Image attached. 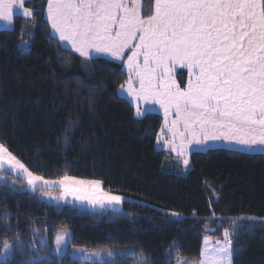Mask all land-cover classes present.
Instances as JSON below:
<instances>
[{"label":"trees","instance_id":"1","mask_svg":"<svg viewBox=\"0 0 264 264\" xmlns=\"http://www.w3.org/2000/svg\"><path fill=\"white\" fill-rule=\"evenodd\" d=\"M45 3L29 0L31 23L14 17L13 30L0 31V142L45 179L65 173L98 179L124 201L119 212L53 205L1 175L0 242L34 246L15 251L11 264L38 254L47 264H81L71 259V248L133 251L102 264H136L141 254L150 264L198 261L205 237L222 240L224 228L239 232L234 264H264V219H237L264 218V155L193 153L182 175L156 147L161 117L137 120L118 96L126 78L122 66L93 59L85 72L83 61L50 35ZM23 43L27 50L20 49ZM69 126L73 131L66 133ZM61 231L71 239L57 257L52 248Z\"/></svg>","mask_w":264,"mask_h":264},{"label":"snow or ice","instance_id":"2","mask_svg":"<svg viewBox=\"0 0 264 264\" xmlns=\"http://www.w3.org/2000/svg\"><path fill=\"white\" fill-rule=\"evenodd\" d=\"M27 2L0 0V21L11 25L17 11L32 17L34 10L25 7ZM46 18L59 40L71 44L81 57L91 59L100 53L123 61L128 79L119 90L137 102L160 105L164 126L173 137L168 143L183 157L185 168L190 163L188 145L208 147L219 141L249 151L264 146V0H147V6L145 0H46ZM177 69L187 70L184 86L177 81ZM136 114L140 115L139 107ZM170 115L175 118L169 126ZM72 131V126L65 129ZM177 137L179 145L174 143ZM64 139L68 141L67 134ZM7 171L26 181L33 192L47 188L45 194L56 200L72 196L101 207L124 200L104 191L98 179L67 173L45 179L0 142V173ZM53 188H58V196H51ZM67 235L57 234L53 252L62 251ZM238 235L235 229L224 228L223 239L211 250L206 236L199 264H234ZM38 242L45 245L43 238ZM25 246L31 242L5 239L0 253L5 264H11L8 257ZM20 264H47V256L38 254ZM138 264L150 261L141 254ZM177 264L186 261L178 259Z\"/></svg>","mask_w":264,"mask_h":264},{"label":"crops","instance_id":"3","mask_svg":"<svg viewBox=\"0 0 264 264\" xmlns=\"http://www.w3.org/2000/svg\"><path fill=\"white\" fill-rule=\"evenodd\" d=\"M44 12H45V18H46V3H45V11ZM14 17H20V18L26 20L28 23H31V19H32V17H24L22 15L21 11H17L15 13ZM14 17H13V19H14ZM46 20H47V18H46ZM11 30H13V23L11 25H8L6 22L0 21V31H11ZM49 31H50V35L58 42V44L60 45V47L62 49L66 50L68 52H71L72 54L78 56L83 61V70L85 72H88L87 62L89 60L101 59V60H105V61H108V62H111V63H115V64L121 65L122 66V70H123V72L125 74V77H126L125 80L128 79L127 66L123 63V61L115 60V59L111 58L110 56H108L107 54H100V53H95L91 59H87L85 57H81L79 53L75 52V50L72 49L71 44H69L66 41L61 42L59 40L58 35H56L55 33L52 32L50 24H49ZM28 48H29V43H28ZM127 54H130V52H128ZM127 54L124 57L125 60L127 59ZM133 79H135V78L133 77ZM187 79H188L187 70L186 69H177V81L179 83H181V81H182V83H183L182 86L186 85ZM133 86L137 87V88L139 87V85L137 83H134ZM126 88H127V85H125V89ZM117 94H118V96L120 98H122L125 101H127V103L133 108L135 119L140 120L147 114L159 115L161 117V119H162V123H161V128L159 130V133H158L157 139H156V147H157V149L161 150L163 152L170 153L171 156L174 157V158H180V159L183 158L182 156H180L178 154V151H173L172 146L168 143V142L173 140V137H172V133L169 132L168 127L164 126L165 125L164 111L160 107L159 104L153 103L151 101H149L147 103L144 102V101L137 102L136 100L133 99V97H131L130 95L127 94L126 90L125 91H120L118 89ZM138 107L140 109V115L139 116H137V114H136ZM174 118H175L174 115H170L169 116V126H170V121L172 119H174ZM182 130H183V128L181 126V131ZM174 143L176 145L180 144L179 137H177L175 139ZM185 144H187V141H185ZM214 149H224V150H229V151H236V152L247 154V155H264V146H261V147L257 148L255 151H249L248 149H246L244 147H241L239 145H235V144H231L230 145V144H228L226 142H219V141L215 142V143H210L208 147H201V146H198V145H195V144L188 145V147L186 149V155H187V157L189 159L190 156L193 153H204V152H207L208 150H214ZM189 167H190V164L185 170H188ZM41 200H42V198H41ZM208 241H209V243L212 244V245H210L212 247L216 243V241H211L210 239H208ZM204 247L205 246H204V241H203L202 247H201V251H202V249ZM200 259H201V256H200ZM199 260L197 261L198 264H199Z\"/></svg>","mask_w":264,"mask_h":264},{"label":"rangeland","instance_id":"4","mask_svg":"<svg viewBox=\"0 0 264 264\" xmlns=\"http://www.w3.org/2000/svg\"><path fill=\"white\" fill-rule=\"evenodd\" d=\"M27 48H28V43H23L22 45H20V49H22V50H26ZM164 153L167 155L166 157L169 160L170 164L177 166L182 175H184L187 172V170H185L186 168L184 167V164H183V158L182 159L174 158L171 156L170 153H167V152H164ZM188 169H190V167ZM3 174H8V175L12 176L13 178L18 179L17 175L14 172H11V171L3 172V173H0V176ZM0 180L5 181V179L4 180L0 179ZM19 180L24 183L25 189L29 193H40L41 194L40 197L42 198V200L45 203H49V204H53V205L70 206L73 208L83 209V210H87V211L119 212L120 208H121V204L124 201L123 200L118 205H112V204L105 203V205L103 207H101L99 204L93 205V204L89 203L87 200H78L72 196H69L66 199L56 200V199H52L49 195L45 194L46 192L49 191L47 188L38 189L37 191L33 192V191L28 189L26 181H23L22 179H19ZM58 195H59L58 188H53L51 190V196H58ZM63 232H67L68 235L65 237L66 243L62 246V251L59 254L52 251V254H54L57 257H61L67 252L68 244H69L70 239H71L70 232L61 231L59 233H63ZM59 233H57V234H59ZM56 236H55V238H56ZM222 239H223V237H222ZM210 245H212V244L209 243V241H208L207 247L209 246L208 247L209 250H211V248H212V246H210ZM204 246H205V244H204ZM31 247L34 249V246L32 244H31ZM56 247H57L56 239H54L52 250L55 249ZM2 252H3V241L0 242V253H2ZM109 253H111V255H109ZM69 254H70V257L72 260L79 262L81 264H102V263H106V262L110 263L115 257H123V258L132 257L133 251L132 250H111V249L88 250V249H84V248H71L69 251ZM10 258H11V256L8 257V259H10ZM178 259H182V258H175L173 264H177ZM183 260L186 261V264H198L197 261H193V260H189V259L188 260L183 259ZM4 262H5L4 256L0 255V263H4ZM136 264H138V263H136Z\"/></svg>","mask_w":264,"mask_h":264}]
</instances>
